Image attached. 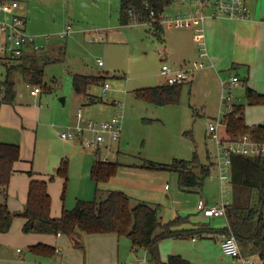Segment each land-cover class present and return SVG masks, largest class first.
Wrapping results in <instances>:
<instances>
[{"label":"rangeland","instance_id":"374dc122","mask_svg":"<svg viewBox=\"0 0 264 264\" xmlns=\"http://www.w3.org/2000/svg\"><path fill=\"white\" fill-rule=\"evenodd\" d=\"M19 2L26 18L27 33L34 36L39 45L53 49L55 54L52 56H55L56 52L61 53L58 54L61 60L45 66L44 83L48 90L40 95L45 106L44 122L39 125L37 132L32 135V131H27L25 139L20 129L9 130L3 127L2 136L20 144L28 141L30 151L28 146L27 153H33L34 148L36 149L34 169L54 177L49 183L52 191L55 188L54 205L62 208V204H65L66 208L72 209L76 206L77 198L90 200L96 195V186L90 176V162L96 149L85 147L80 138L69 140L66 145L59 137V132L77 122V112L82 108L88 120L106 121L117 113L123 116L121 138L110 152L101 147L102 158L126 163L145 160L169 163L175 158L192 159L194 151L197 150L204 163L213 162L210 176L202 187L195 190L181 189L176 177L170 180L169 196L165 197L160 206L162 220H170L177 212L193 220H200L202 215L197 210L199 199L207 198L209 200L207 202L213 204L221 195L218 143L209 130L210 121H214L213 118L216 120V117L222 118L230 111L232 104L243 103L246 107L253 106L251 108L254 110H251V116L247 121L254 125V122L264 120V105L247 103L243 82H240L238 87H226L223 93H220V97L214 94H211L212 97L210 94L206 95L205 91L196 90L187 82L182 85L178 103L165 105L151 103L138 97L136 91L160 84L161 69L166 62L161 59L165 43L156 39L147 30L149 26L145 23L122 25L120 0H19ZM69 27L73 30L72 34L62 37L61 33ZM49 52L52 53L50 50ZM99 59L103 61L101 66L98 63ZM3 62L13 63L15 59L0 55V96L5 75ZM99 72L106 74L105 82L109 83L111 88L104 90L103 84L93 85L91 92L101 98L93 103L83 97L79 98L73 87V75ZM16 75L17 72L14 77ZM22 84L24 103L33 105L36 100H33L30 88L26 87L22 78L17 80L18 86ZM229 93L230 105L226 102L221 103L222 94L224 97ZM62 97L65 98V103L62 102ZM35 111L37 110L34 107L30 109V113ZM220 126L218 132L224 128ZM187 131H191L193 137L185 134ZM87 136H90V133H87ZM49 158L55 162L58 170L50 167ZM26 182V175L16 174L14 183L17 187ZM64 188L66 193L63 201L61 196ZM106 195L101 189L100 199ZM3 199L5 197L0 195V202ZM211 220L214 228L220 229L225 225L223 218ZM21 230L22 216L17 214L14 216L10 231L0 232V264L4 262L5 257L18 256V247L25 252L23 257L26 261L44 260L30 252V248L24 242L26 235ZM198 239H209L214 242L217 238ZM121 241L119 264H142L140 262L144 258L147 259L146 264H161L153 260L144 248L139 247L137 252L133 251L129 239L121 237ZM241 249L243 253L246 251L242 247ZM210 250L214 254L212 246ZM246 253L258 255L256 251ZM161 260H164L162 253Z\"/></svg>","mask_w":264,"mask_h":264},{"label":"trees","instance_id":"16d2710c","mask_svg":"<svg viewBox=\"0 0 264 264\" xmlns=\"http://www.w3.org/2000/svg\"><path fill=\"white\" fill-rule=\"evenodd\" d=\"M178 0H120V22L128 25L132 22L147 23L152 20L151 11L155 12L156 21L149 30L157 38H161L163 25L159 22V15ZM52 51V50H51ZM54 51L34 52L15 59L13 63H5L6 76L4 79V96L0 100V110L4 102H12L16 97L17 71L35 86L44 83L45 66L51 62L61 60V56ZM55 54V53H54ZM106 75L81 74L73 75V87L76 93L86 101L93 103L101 98L93 95L90 87L102 83ZM183 84H162L142 88L136 95L151 103L165 105L180 101ZM249 105H264V93L258 92L249 85L245 90ZM245 104H236L229 113L224 115L226 124V139L237 140L246 134L253 139L264 142V124L249 126L246 122ZM185 134L192 136L191 131ZM193 137V136H192ZM97 158L91 168V178L96 184L95 198L91 200L79 199L72 209H64L60 217L51 215V194L48 181L32 179L29 187L28 200L22 212H12L5 202L0 205V232L11 229L15 215L26 218L23 225L24 232L66 233L76 232L107 233L114 232L120 237H127L133 248H144L150 257L161 264H196L182 255H170L166 261L161 260L160 244L166 239L183 238H216L217 234H235L241 247L249 252H258L264 264V156L234 155L232 156L233 202L227 208L229 225L214 228L211 223H204L194 227H182L188 216L178 215L168 221L160 216V204L139 201L133 204L131 197L120 190H108L105 198L100 199L99 185L109 181L119 170L120 163L104 161L96 153ZM21 149L18 144L0 141V194L8 198V187L15 171L14 165L20 159ZM213 162L204 163L198 151H194L192 159H173L169 163L145 160L143 167L150 169H167L178 173V183L183 190L202 187L210 176ZM31 176L34 175L30 171ZM67 177V176H66ZM35 254L51 256L55 248L37 244L30 247Z\"/></svg>","mask_w":264,"mask_h":264},{"label":"crops","instance_id":"0c3cea01","mask_svg":"<svg viewBox=\"0 0 264 264\" xmlns=\"http://www.w3.org/2000/svg\"><path fill=\"white\" fill-rule=\"evenodd\" d=\"M19 1V0H18ZM247 3L251 9L250 19L240 20V19H230V18H217L208 19L205 23V30L203 32H198L203 24L199 18L194 14L195 10L192 5L188 2L175 1L170 7L167 8V12L171 15H177L179 13H192L193 18L190 19L186 26L176 27L169 23H163V31L161 33V38H157L152 32L151 34L164 44V54L161 59H164L169 63L170 66L174 68H181L185 66H190L194 61L199 60L198 43L200 40H205L207 44V49L209 52V58H204L206 66L199 68L195 71L193 77L188 81L193 88L201 89L205 91L206 95L214 94L220 97V93L225 90L226 86L231 77L238 76L239 82L235 84L238 87L240 82L244 83V87L249 85L258 92L264 93V0H247ZM21 13L22 10L20 9ZM25 16V15H24ZM133 23L140 22H132ZM152 27L149 26L147 30ZM167 30V31H166ZM72 34V33H71ZM53 51L51 48H46L42 51ZM38 51V52H42ZM34 53L29 52L27 54ZM26 54V55H27ZM168 61V62H167ZM4 63V62H3ZM5 65V63H4ZM101 66V65H100ZM15 77L16 79V97L12 102H4L0 110V141L6 143L18 144L21 149L20 159L15 162L11 183L8 187V198L3 199L0 205L7 203L9 209L12 212L20 213L24 210L25 205L28 200L29 187L32 179H43L48 181V190L51 194V215L58 218L62 215L63 210L66 208L65 204H62V208H58L54 205V192L51 190L49 183L54 180V177H49L41 171L34 169L33 164L35 162V148L34 152L27 153V148L30 143L28 141L25 144H20L18 142H11L9 138H5L2 133L3 127H7L9 130L11 128L20 129L26 139L25 133L32 131V135L37 132L40 124L44 122L43 109L44 103L43 98L40 97L46 90L41 87L42 91L39 94H33L32 90L35 88L27 79L23 78L21 73H18ZM101 73V72H99ZM84 74V73H81ZM94 74V73H93ZM89 74V75H93ZM98 74V73H97ZM106 75L105 73H101ZM6 76V66L5 75ZM120 77V75H117ZM20 78L26 83V87L30 88V94L33 96V100L36 102L33 105L24 103V94L21 91L23 84L17 85V80ZM106 81V80H105ZM99 83V85H105L106 82ZM159 85L167 84L166 76L161 69V78L159 79ZM187 83V82H186ZM4 80L1 84V96L0 100L4 96ZM158 86V85H157ZM153 87V86H151ZM111 88V87H110ZM148 88V87H147ZM105 89V87H104ZM109 89V88H108ZM75 90V89H74ZM92 86L90 87V91ZM107 90V89H105ZM76 92V91H75ZM92 93V92H91ZM93 94V93H92ZM94 95V94H93ZM64 98V97H62ZM61 98V99H62ZM79 98H81L79 96ZM220 99L221 103H224L223 94ZM65 103V98L64 101ZM242 104V103H239ZM236 104H233V106ZM34 107L37 111L35 113H30V109ZM253 106L246 107L245 116L246 122L249 126H255L258 124H264L263 121L254 122L249 124L247 118L251 116V108ZM263 107V106H261ZM264 108V107H263ZM264 110V109H263ZM84 111V110H83ZM229 113V111L227 112ZM85 115V114H84ZM225 115V114H224ZM224 115L222 116L223 130L219 131L221 137H227L226 124L224 123ZM215 117V116H213ZM86 118V117H85ZM219 117H216V119ZM215 120V118H213ZM213 121V120H212ZM210 121V123L212 122ZM209 123V124H210ZM122 134V133H121ZM38 137V133H37ZM121 138V137H120ZM83 142V139L80 138ZM120 140V139H119ZM67 141L65 144L67 145ZM114 144L110 147H105L108 152L112 150ZM35 147V143H34ZM101 149L97 150L99 152V157L102 158ZM97 151H95L94 158L90 162V176L91 168L96 161ZM209 156V155H208ZM207 158V157H206ZM209 158V157H208ZM67 161L66 159H64ZM105 161V160H104ZM108 161H110L108 159ZM50 167L55 170L59 168L53 162L51 158L48 159ZM120 163L119 170L115 176H113L109 181L101 183L99 185L100 189L104 191L108 190H120L128 194L133 202L146 201L149 203L163 204L165 197H168V191L171 186L169 181L173 180L174 177L178 178V173L170 172L172 170L167 169H150L143 167V162L136 163ZM66 163V162H65ZM216 165V161H215ZM30 171L34 172V175L29 174ZM16 174L26 175V183L17 187L14 183V178ZM176 174V175H175ZM68 178V177H67ZM67 180V179H66ZM67 182V181H66ZM94 182V181H93ZM96 186V184H95ZM53 187V186H52ZM198 188V187H197ZM62 194V200L65 199L66 188H64ZM193 188L192 190H195ZM2 195V194H0ZM203 198V197H201ZM234 198V195H233ZM232 198V200H233ZM87 200L83 198H77ZM89 200V199H88ZM91 200V199H90ZM76 201V204H77ZM206 201H209L206 198ZM233 202V201H232ZM71 209V208H66ZM200 213V212H199ZM201 214V213H200ZM180 215L178 212L173 218ZM202 215V214H201ZM22 216V215H19ZM182 216V215H181ZM189 217V216H188ZM171 218V219H173ZM201 219L205 218L203 215ZM212 218H222V217H212ZM212 218H207L203 220H193L189 217L186 223L182 224V227H194L204 223H211ZM209 219V220H208ZM224 219V218H223ZM225 225L226 224V219ZM163 221H168L167 219ZM26 222V218L22 216V233L26 235V240L28 247L33 245L45 244L55 248L54 254L51 256L36 254L42 257L44 260L40 261H26L23 257V249L17 248L18 256L5 257L2 264H119L121 260V237L114 232L107 233H92L87 234L85 232H79V246L75 245L73 238L66 233H46V232H24L23 225ZM13 224V223H12ZM12 227V226H11ZM10 231V230H9ZM8 231V232H9ZM3 233V232H1ZM7 233V232H4ZM127 238V237H125ZM216 240L214 242L209 241V239L199 240L198 238H183V239H166L160 244V252L163 256V261H166L170 255H182L183 257L191 260L196 264H244L241 260L234 259L230 256L225 255L221 249V241L223 239V234H217ZM129 239V238H127ZM210 246L213 247L214 254L210 250ZM20 249V250H19ZM60 249L61 251H57ZM31 253H33L30 250ZM137 252V251H136ZM1 253V249H0ZM246 255H249L244 251ZM22 254V255H20ZM35 254V253H33ZM22 256V258H21ZM167 257V258H165ZM146 259V258H144ZM143 259V260H144ZM142 260V261H143ZM141 261V262H142ZM147 263V259H146Z\"/></svg>","mask_w":264,"mask_h":264},{"label":"built area","instance_id":"2783aa9c","mask_svg":"<svg viewBox=\"0 0 264 264\" xmlns=\"http://www.w3.org/2000/svg\"><path fill=\"white\" fill-rule=\"evenodd\" d=\"M178 1L188 2L194 8V14L203 24V26L198 29V32H203L205 30L204 23L208 19L224 17L247 20L250 19L251 16V9L247 0ZM20 9L21 4L18 0H0V55L4 58L17 59L29 52H38L46 49L44 45H39L37 43L34 36L27 33L26 18L24 14L21 13ZM194 14L179 13L177 15H171L165 10L160 13L159 22L162 25L163 23H169L176 27H183L193 18ZM151 18V21L145 23L148 26H152L153 22L156 21L154 11H151ZM72 31V28L69 27L61 33V36L67 37ZM198 52L199 60L194 61L190 66L174 68L164 63L162 71L166 76V83L169 85L186 83L193 77L197 69L206 66L204 58H209V52L205 40L199 41ZM98 63L99 65H103L101 59L98 60ZM239 80L238 76H233L225 86L227 88H232ZM104 87L108 89L110 88V84L106 82ZM41 91L42 89L40 86H35L32 93L36 95ZM223 99L224 102L230 105L231 93L226 94ZM232 108L233 104L230 106V111ZM122 121L123 116L119 113L106 121L88 120L85 118L83 109L80 108L77 112V122L59 132V137L64 141L82 138L85 147H94L97 151L103 146L110 147L112 144L119 141L122 132ZM221 124H223L221 118H217L209 124V130L218 143L221 195L213 204H209L206 199L200 198L197 204V210L205 218L222 217L226 219V224L228 226L227 208L233 201L232 156H264V142L253 139L250 134H246L237 140L225 139L221 137L218 132V127ZM87 133H90V136H87ZM104 160L108 161L107 158H104ZM58 234H61V232ZM221 249L225 255L241 260L244 264H263L259 255H246L243 253L237 237L230 230L227 233H223ZM57 251L60 252L61 250L57 249ZM133 251L136 252V248H133ZM140 263L146 264V259Z\"/></svg>","mask_w":264,"mask_h":264},{"label":"water","instance_id":"95a60500","mask_svg":"<svg viewBox=\"0 0 264 264\" xmlns=\"http://www.w3.org/2000/svg\"><path fill=\"white\" fill-rule=\"evenodd\" d=\"M62 101H64V98L61 99ZM71 237L73 238V241L75 242V245L77 244V246H79V239H77L79 237V232L74 233L73 235H71Z\"/></svg>","mask_w":264,"mask_h":264}]
</instances>
